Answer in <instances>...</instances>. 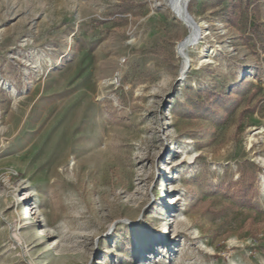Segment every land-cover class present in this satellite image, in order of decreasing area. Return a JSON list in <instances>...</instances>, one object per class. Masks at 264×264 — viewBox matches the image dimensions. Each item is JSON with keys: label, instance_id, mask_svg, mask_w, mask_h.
Returning a JSON list of instances; mask_svg holds the SVG:
<instances>
[{"label": "rangeland", "instance_id": "obj_1", "mask_svg": "<svg viewBox=\"0 0 264 264\" xmlns=\"http://www.w3.org/2000/svg\"><path fill=\"white\" fill-rule=\"evenodd\" d=\"M178 2L0 0V264H264V0Z\"/></svg>", "mask_w": 264, "mask_h": 264}, {"label": "bare ground", "instance_id": "obj_2", "mask_svg": "<svg viewBox=\"0 0 264 264\" xmlns=\"http://www.w3.org/2000/svg\"><path fill=\"white\" fill-rule=\"evenodd\" d=\"M176 10H177L178 13H180V15L182 16V19L188 24V26H190L192 28V32L190 33V36H187L185 38L186 42H192L194 38H195L194 42H196L199 39V34L202 35V36H205L207 34L206 31H203V30H201V33H200V28L197 29L195 25H193L190 21H187L186 18H188V17H187V13L185 11V7H184V10H183V13H182V10H181V0H179L178 6L176 7ZM205 51L206 52H205V54H203L202 59H201L202 63L208 62L207 58L209 57V54H211V52L209 50H205ZM184 58L187 59L186 57H184ZM187 61L189 63L188 59H187ZM189 65H190V63H189ZM186 67H187V63H186ZM107 82H109L111 84L112 83H118V80L117 79H110ZM74 121H75V119H74ZM76 121H78V120H76ZM102 136H103V124H102V121H101V115H100L99 111H97V112H95L93 114L92 119H91L90 123L88 124V126L86 128V135H85V139L87 141L86 144L81 146V147L76 148V150L78 152H80V151H86V150H89V149H92V148L93 149L97 148L99 143H100V141H101ZM24 218L28 219V221L32 219L30 211H29V208H27L25 210V217ZM39 235H41V234H39Z\"/></svg>", "mask_w": 264, "mask_h": 264}, {"label": "water", "instance_id": "obj_3", "mask_svg": "<svg viewBox=\"0 0 264 264\" xmlns=\"http://www.w3.org/2000/svg\"><path fill=\"white\" fill-rule=\"evenodd\" d=\"M188 2H189V0H187V3H188ZM187 3H186V5H185V11H186V13H187V17H188V18H186V19H187V21H190L193 25H195L196 28L198 29L199 27H198L197 23H196L195 20L191 17V15L189 14V12H188V10H187ZM188 36H190V32H189V35H188ZM194 41H195V38L193 39L192 42H186V40L184 39V40L181 41V43L178 45V47H177V51L180 52V50L187 49L188 47H190V46L194 43ZM181 56H182V55H181ZM182 57H183V56H182ZM183 58H184V57H183ZM184 60H185V62L187 63V67H186V69L183 71L182 76H184L185 73H186V72L189 70V68H190V65H189L187 59L184 58Z\"/></svg>", "mask_w": 264, "mask_h": 264}, {"label": "trees", "instance_id": "obj_4", "mask_svg": "<svg viewBox=\"0 0 264 264\" xmlns=\"http://www.w3.org/2000/svg\"><path fill=\"white\" fill-rule=\"evenodd\" d=\"M183 10H184V7H183Z\"/></svg>", "mask_w": 264, "mask_h": 264}]
</instances>
